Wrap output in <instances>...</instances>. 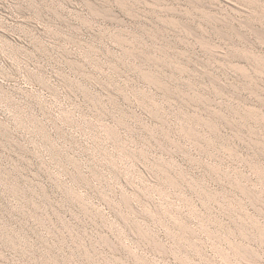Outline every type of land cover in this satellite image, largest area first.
<instances>
[{"label":"rangeland","instance_id":"374dc122","mask_svg":"<svg viewBox=\"0 0 264 264\" xmlns=\"http://www.w3.org/2000/svg\"><path fill=\"white\" fill-rule=\"evenodd\" d=\"M0 264H264V0H0Z\"/></svg>","mask_w":264,"mask_h":264}]
</instances>
